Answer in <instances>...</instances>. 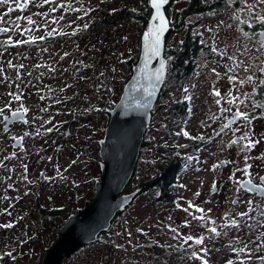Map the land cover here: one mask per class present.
<instances>
[{
  "label": "rangeland",
  "instance_id": "rangeland-1",
  "mask_svg": "<svg viewBox=\"0 0 264 264\" xmlns=\"http://www.w3.org/2000/svg\"><path fill=\"white\" fill-rule=\"evenodd\" d=\"M17 2L19 0H10L9 5H0V15L7 13L8 7L15 6ZM147 2L148 0H55L52 4L37 6L41 0H35L29 12L18 10L22 19L16 23L20 24L21 29L29 27L23 18L32 15L37 24L43 25L45 21H49L46 29L41 27L40 30H35L34 25L30 26L38 36L46 35V31L52 29L65 33H71L75 29L76 35H54V38L49 37L34 47L4 48L0 55L4 73L9 78L0 83V107L5 105L6 91L9 88H17L18 83L28 87L29 111L36 110L35 114L30 113V118L36 120L39 126V135L36 134L37 131L29 130L31 135L16 152V160L7 163V159L0 158V178L3 174L8 175V180L0 183V225H13L11 228L0 227V264H43L48 250L60 237L58 229L93 197L95 183L102 175L99 141L105 137V129L110 120V112L106 108L111 109L118 102L140 56L141 37L150 25L145 19L148 14ZM207 2L218 5L184 19L183 8L188 5L189 0H173L170 6L168 15L172 25L167 33V44L165 38V47L170 50L178 47L184 42L187 33L199 36L204 47L196 56L193 72L185 78L172 73L170 67L173 55L170 50L164 55L166 78L153 109L151 124L144 135L134 176L124 192L131 193L142 188L154 176V171H158L155 175L158 177L166 161L172 158H182L181 167L176 169L178 179H181L178 181L184 183L181 188L184 192L182 198L193 203L197 197L195 194L205 185L204 182L210 185L207 183L211 178L207 168H213L214 165L211 153L217 154L215 159H238L241 169L246 163L251 164L254 167L250 168L251 171L254 170L252 176L258 174L261 161L264 165V159H256L264 153L260 119H252L250 127L246 126L247 122L243 119L234 123L231 119L229 123L234 124L235 130L224 128L221 131L225 119L228 115L232 116L237 108L247 112L250 117L257 112V100H253L252 93L255 94V88L260 84L264 73L258 70L244 72L242 68L229 72L233 60L228 57L235 56L246 64L255 65L257 69L264 64V39L261 37V33H264V21L255 18L256 15L264 16V6H256L255 12H252L246 9L243 0ZM254 3L255 0H248L249 5ZM60 4L65 7H59ZM52 7L57 10L50 12ZM66 8L69 10H65ZM87 9L93 11H88L85 15ZM113 9L116 11L113 12ZM124 9H135L133 16L122 18ZM37 11L48 13V16L36 15ZM18 12L5 15V21L15 20L13 16ZM141 14L145 15L144 20L140 17ZM60 16L64 19L57 23L50 22L52 18ZM84 23H88L89 27L81 30ZM8 35L13 40L24 39L25 36H21L19 30H13L2 35L1 41ZM23 52L27 53L29 59L23 58ZM65 53L69 55L64 56ZM9 60L13 64L24 65L20 68V72L26 75L24 79L17 80L19 70L9 68ZM213 69L216 70L215 73ZM216 73L220 74L219 79ZM229 75H236L238 79H246L251 75L253 80L252 83L239 84L238 81H229ZM0 80H3V76H0ZM76 86L77 96L69 97L70 89L74 90ZM213 88L219 89L221 97L213 95ZM229 92L232 95H228ZM42 96L44 99L40 98ZM233 97H236L235 103H229ZM185 99L189 100V115L178 111ZM217 99H220L219 105L215 102ZM57 100L60 102L57 103ZM222 108L231 111L222 112ZM212 115L217 118L213 125L219 135L213 140V144L199 152V148L195 150L192 144L195 139L191 137L207 136V130L212 128ZM33 126L34 124L30 128ZM47 128H53V131L47 132ZM183 131H188L189 137H185ZM245 132H250L252 140L260 141L250 151L242 147L247 141L231 143L235 134L241 136ZM200 139L202 138L196 140ZM0 144H6L3 125L0 126ZM245 156L250 159L245 161ZM202 165L206 169L194 168ZM242 175H245L243 171L235 172L237 178ZM25 176L27 179H24ZM45 176L52 179H45ZM150 187L143 189L144 192L135 196L136 199L123 213L119 212L114 217L108 230L98 235L92 243L82 245L65 257L63 264H166L163 250L174 248L173 242L177 238L167 231V204L157 201L160 191L157 187ZM192 188L193 194L190 196L189 190ZM238 197L240 200L248 199L247 195ZM209 208L207 205L205 212ZM191 210L194 208L189 209V212ZM191 216L189 215V219ZM211 216L212 213H206L205 220L201 222L205 226L199 229L200 235L212 227L208 225V218ZM178 223L181 224L180 219ZM189 224L187 235L197 236L198 228L192 229L194 225L191 222ZM241 229L246 233L252 232L244 226ZM236 233L237 229L233 228L227 236ZM245 242L250 244L251 240L239 239L231 244L238 249ZM155 243L160 261L151 259ZM259 243L258 240L254 241L249 247L252 251H245L244 254L250 255L251 259L236 252L230 256L225 247L230 244L225 242V238L219 244L212 240L207 245L210 251L218 246L219 252L211 258L215 261L223 260V264L230 257L234 264H240L241 260L244 264H264V260L258 259L264 257V248L255 253V245ZM200 248V245L195 244L188 249L186 264H201L199 259L191 256L193 251L199 253ZM9 251L16 257L14 261L4 255Z\"/></svg>",
  "mask_w": 264,
  "mask_h": 264
},
{
  "label": "flooded vegetation",
  "instance_id": "flooded-vegetation-1",
  "mask_svg": "<svg viewBox=\"0 0 264 264\" xmlns=\"http://www.w3.org/2000/svg\"><path fill=\"white\" fill-rule=\"evenodd\" d=\"M37 1H39V0H37ZM10 6L15 8V6H13V5H10ZM30 8H31V4H29L28 7L26 9H24L23 11L29 12ZM15 11L18 12V10H15ZM37 13H39V11H37ZM24 15H25V13L22 14V16H24ZM20 16L21 15L18 12V14L13 16V18L20 17ZM8 20L9 19H7L6 21H8ZM0 26L11 27V25H9V24H6V25L4 24V25H0ZM2 35H4V34H0V37ZM31 35L39 37L37 34H35L33 32L31 33ZM55 36L50 37V38H54ZM27 38H28V34H25L24 39H27ZM0 41H1V39H0ZM39 42H42V41L38 40L34 44H21L19 46L34 47ZM15 47H17V46H15ZM7 48H9V47H7ZM10 48H14V47H10ZM3 49H4L3 47H0V53H2ZM23 58L29 59L26 52H23ZM18 70H19V72L21 71V69H18ZM68 71L71 72V70H68ZM19 75H20V79H24V77H26V75L22 74V72H20ZM261 80H264V75L261 77ZM18 85H20V84L18 83ZM9 92H16L17 94L22 93V103L25 107L28 108V112L24 113L23 116H24V120H27L28 123H24V121L20 120V119L11 118V110L6 109L5 112H6V114H8L10 116V119H9V121H7L8 130L5 131V129H4V123L5 122L2 120V118H0V126L3 125L4 135H6V144H2V145L0 144V158L9 157L7 159V163H9L10 161L12 162V161L17 159L16 152L18 150H20L25 145L27 138H29V136L31 135L29 130L30 131L35 130V131H37L36 134L39 135V126H38L37 121L30 118V113L35 114L36 110L29 111L28 87H23L22 85H20L19 88H14V87L9 88L6 91L5 104L8 103V101L11 99V97L7 95V93H9ZM58 92H59V89H58L57 93ZM73 95H75V97L77 96V86L75 87L74 90L72 88L70 89L69 97H73ZM252 95H253V100H255V99L257 100L256 103H257L258 108H257V112L254 113L255 116H251V117H256V119H260V121H261V135L264 139V85L258 84L255 88V94L253 92ZM20 103H21L20 101H13L12 102V110H15L16 108H18L20 106ZM187 103H189V100L185 99L183 104L187 105ZM109 110H110L109 108H106L107 112H109ZM152 113H153V110H152ZM212 117H214V116L212 115ZM217 117H218V115H217ZM215 119H217V118L215 117ZM215 119L212 118V128L207 130L208 131L207 136L205 138L198 140L201 144V146L199 147V152L204 147L213 144L216 137H217L218 131L214 127L215 125H213V121ZM231 119H232V116L228 115V117L225 119L224 124H228ZM232 123H234V122H232ZM232 123H229L228 128H232V130H235V128L233 126L234 124H232ZM32 124H34V126L31 129L30 126ZM202 124H203V122H202ZM209 126H211V122H210ZM105 131H106V129H105ZM26 133H27V135H25ZM67 133H69V131H67ZM13 137H15L16 139H14ZM20 137H23V139H19ZM238 137H240V136H237L235 134L233 138L237 139ZM101 140L102 139H100V141ZM100 141H99V144H100ZM143 142H144V140H143ZM243 144H245V143H243ZM142 145H143V143H142ZM141 149H142V146H141ZM12 153H15L16 155L12 156L11 155ZM210 155H211L210 158H212L214 165H219V166L216 167L217 169H213L211 167L207 168V170H208L207 172L210 173V176H211L210 182L208 181L207 183L208 184L210 183V185L208 186L204 182L205 185H203V187L198 191L199 196L196 197V199L194 201L195 203H193L194 205L198 206L199 208L204 209V213L196 212L195 209L191 210L192 211L191 213H192V216L193 215L194 216L204 215L205 218H206V213L207 214L212 213V216L209 217L210 220L208 222V225H212V227L213 226L217 227V230L220 233H221V227H223V232L221 233V235L216 236L215 238H206L204 241V244L200 245V246L201 247L206 246L208 248L209 247L207 245L208 242H211L212 240H214V241H216L217 244H219V242L223 241L225 238V242L230 244V245H226L225 247H226L227 252H229V254L231 256L234 254V252L231 251V248H233L231 243H233V242L235 243L239 239H240V241L250 239L251 240L250 244L248 242H245V244L248 245V249L254 241L258 240L260 243L255 245V253L260 252L264 248V235H262V234H264V194H261V190L249 191V188H251V186L247 185L246 183L244 184V186H240L239 184H237V181H245L246 182L250 178L246 175L239 176L238 178L235 175L233 176V173H235L236 169L239 168L238 159H235V160H231L229 158L215 159L214 157L217 156V154L215 152L211 153ZM139 159H140V157L138 158V161H139ZM256 159H257V161H260V159H258V158H256ZM218 160H220V163L217 164ZM138 161H137V164H138ZM225 161H228V163H224ZM234 162L236 163V165H234ZM137 164H136V166H137ZM180 167H181V165H180ZM201 167H202V169H206L205 166H203V165L202 166H195L194 168L200 169ZM253 168L254 167H252V169ZM5 169H7V168H5ZM239 169H241V168H239ZM157 172L158 171H154V176L149 181L151 183L150 188L153 189V188L157 187V189H159L160 194H159V196H157L156 200L159 202H164L165 204H167V207H168L169 227L167 228V231L170 235H171V233H173L177 238V240L173 242L174 248H171L170 250H167V249L163 250L165 255H166V264H186L187 258H188V249L192 248L195 245V243H194V240L188 241L187 243H185L183 240V237L188 236L187 233L189 231V226H190L189 223L190 222L194 225L192 229H195L196 227L198 228V235L193 236V237H199L200 236L199 229L202 228L203 226H205L201 223L204 220L203 221L196 220V219H193L192 216H191V219H189V213H186L183 210L185 208H188L187 202L189 200L182 198V195H184V192L181 191V188L184 187L183 186L184 183H181V181H178V180H181V179H178L179 178L178 173H175L173 181H170V183H168V185L165 186V181L164 182L162 181V184H157V181H156L157 177H155ZM249 172L252 175L254 174V170L251 171L249 169ZM257 173L258 174L256 176H251L253 183H258L259 177L264 176V165L262 164V161H261V168H260V170L257 171ZM230 177H232V178L230 179ZM2 180L7 181L8 175L3 174L2 177L0 178V183L2 182ZM214 182H215V187L213 186ZM181 186H183V187H181ZM141 187H143V185ZM238 188H239V190H237ZM193 189L194 188L189 190L190 196L193 194ZM136 190H139V193L137 194L138 196H140L144 192L143 188H137ZM124 193L127 194L130 192H124ZM239 195H247L248 199H246V200L241 199L240 200L238 197ZM187 197H189V196H187ZM135 199L136 198H134L133 201ZM234 200L238 201V203H235V204L232 203V201H234ZM249 200L253 201V203L251 205H249L247 203ZM242 202H244V204H242ZM178 204L180 205V207H177ZM207 205L210 206V208H209V209H211L210 212H208V211L205 212V207ZM124 210L125 209L120 210L119 212L123 213ZM119 212H117V214ZM245 212L248 214L247 216H240L239 215L240 213H245ZM182 213H185V214L181 215ZM178 219H180V223H181L180 225L178 223ZM232 219H236L237 221H239V224H240L239 228L224 227V225L229 224L230 220H232ZM186 220L189 221V223L187 225L185 224ZM111 224H112V222H111ZM242 226H244L245 229L251 230L252 232H250V233L244 232L241 229ZM110 227H111V225H110ZM153 228H155V227L153 226ZM153 228H151V231ZM233 228L237 229V233L235 235H233L234 237L231 235L227 236L228 233ZM155 229L153 230L154 232L156 231ZM173 229H175V231H173ZM208 229L203 231L202 235H204L205 237L206 236L210 237L212 235L208 231ZM103 233H104V231L101 232L100 234H103ZM224 233H226V235ZM244 245H242V246L244 247ZM258 245H259V247H258ZM239 246H241V245H239ZM217 247H216V249H213V251H209V254L206 256V259H208V258L210 259V260L208 259L209 264H221L223 262V260L215 261L214 259L211 258V257H213V254H216L217 252H219ZM154 249H155V251L153 252V256L151 257V259L153 261H160L159 250H157L156 243L154 244ZM244 253L245 252H242L240 254H242L243 256L244 255L250 256V255L244 254ZM199 254L202 256L204 255V253H200V252H199ZM231 258L232 257H230V259ZM259 263L260 262H258V264ZM224 264H226V262H224Z\"/></svg>",
  "mask_w": 264,
  "mask_h": 264
},
{
  "label": "water",
  "instance_id": "water-1",
  "mask_svg": "<svg viewBox=\"0 0 264 264\" xmlns=\"http://www.w3.org/2000/svg\"><path fill=\"white\" fill-rule=\"evenodd\" d=\"M161 11L167 19L164 6ZM169 26L168 21L161 35L158 56L146 46L143 34L147 30L143 32L140 56L132 75L118 102L109 110L110 120L105 137L100 141L102 175L95 183V193L84 208L78 209L58 229L60 237L48 250L43 264H63V259L77 248L95 241L101 232L109 229L117 212L125 209L139 193L135 190L126 194L124 189L136 170L144 135L151 124L152 110L166 78L164 50ZM261 37L264 39V35ZM161 62L165 67L162 77L157 80L156 70Z\"/></svg>",
  "mask_w": 264,
  "mask_h": 264
},
{
  "label": "snow or ice",
  "instance_id": "snow-or-ice-1",
  "mask_svg": "<svg viewBox=\"0 0 264 264\" xmlns=\"http://www.w3.org/2000/svg\"><path fill=\"white\" fill-rule=\"evenodd\" d=\"M55 0H41V3L37 6H43L44 4H52L54 3ZM149 4L151 5V8L154 9V12L152 14L151 20L152 22L150 23L147 31L144 32L143 34V40L146 44L147 47L151 48L152 52H154L155 55H159V48H160V41H161V35L163 34V32L166 30L167 25H168V21L164 15V13L161 11L162 7L166 4L169 3V0H148ZM246 9H250L252 12H255L256 10V6H264V0H255V3L252 5L248 4V0H243ZM10 4V0H0V5H9ZM29 4H35V0H19V2L15 3V8L9 6L7 9V13H5L4 15H0V25H4L5 23L11 25V27H5V26H0V34H8L10 32H12L13 30H19L21 36L28 34V38L27 39H17V40H13L11 35H8L6 39L0 41V47L5 48V50L7 49V47H15V46H19L21 44H34L36 43L38 40L39 41H43L49 37H53L54 35H76V30L74 29L71 33H65L63 31L57 32L56 29H52L51 31H46V35L43 36H39L36 37L34 35H31V33L33 32V28L30 26H35V30H40L41 27L43 28H47L48 27V23L49 21H45V23L43 25L41 24H37L36 21L33 19L32 15H29L27 17H24L23 19L26 20L27 25H29V27H24L21 29L20 24L16 23V21L21 20V17H16L15 20H8L5 21L4 16L10 14L11 12L15 11V10H24L28 7ZM59 7L64 8L65 6L63 4H60ZM57 9L56 7H52L49 9L50 12H55ZM65 10H69V9H65ZM72 11H79V9H71ZM88 11H93V9H87L85 10V15H87ZM113 12L116 11V9L112 10ZM133 11H135V9H133ZM36 15H41L44 17L48 16V13H37ZM80 17H78L79 19ZM255 18L257 20L260 21H264V16L262 15H256ZM64 19L63 16H60L59 18H52L51 19V23H57L58 20H62ZM158 21V23H157ZM73 23H75V21H73ZM79 27V26H78ZM89 24L88 23H84L82 25V29L81 30H86L88 29ZM245 35H248L247 33H245ZM261 35H264V33H261ZM125 39H127L125 37ZM214 51L216 49H213ZM44 51H47V49H44ZM246 54V53H245ZM0 55H2V53H0ZM69 55L68 53H65L64 56ZM64 57L62 56L61 59H63ZM228 59L233 60V66L231 68H229V72H235L239 69H243L244 72H249V71H255L258 70L260 73H264V64H261L258 69L255 65L253 64H246L243 60H238L235 56H231L228 57ZM7 65L9 68H15V69H20L23 68L24 65L23 64H13L11 60L7 61ZM36 67H39V65H37ZM164 62H161L160 64V68L156 70V79L159 80L162 75H163V71H164ZM53 71H55V69H52ZM214 73L216 72L215 69L212 70ZM0 76H3V80H0V83H3L4 81H7L9 78L7 77V75H5L4 73V68H3V63L0 62ZM217 78L219 79L220 74L216 73ZM20 79L19 76V72L17 74V80ZM228 80L229 81H238L239 84H245V83H252L253 77L251 75L247 76L246 79H238V77L236 75H229L228 76ZM260 84L264 85V80H260ZM17 88H19V85H16ZM61 91H63V89H61ZM185 92H187V89H185ZM8 96L11 97V99L8 101V103H6L3 107H0V118H2V120L5 122L4 123V129L5 131L8 130V125H7V121H9L10 116L8 114H6L5 110L9 109L11 110V118L14 119H20L23 120L24 123H28L27 120H24V113L28 112V108L25 107L22 103V93L17 94L16 92H9L7 93ZM149 95H151V93H149ZM213 95L216 97H221V92L219 91L218 88H213ZM228 95H232L230 92L228 93ZM41 99H44V97H40ZM190 99V97H189ZM13 101H20V106L18 108H16L15 110H12V102ZM236 101V97H233L232 100L229 101V103H235ZM57 103H59L60 101L57 100ZM216 104H220V99H217ZM42 111H47V109H42ZM221 111H231L230 109H225L222 108ZM213 119H215V117H213ZM238 119H243L245 122H247L246 126L251 125L252 119H255V117H250L249 114L247 112L241 111L239 108H237V110L235 112H233L232 114V121L235 122ZM50 121H46V123H49ZM229 124H224L221 128V131L224 130V128H228ZM47 132H51L53 131V128H47L46 129ZM237 131H239V129H237ZM27 135V133L25 134ZM183 135L185 137H189V132L188 131H183ZM217 135H219V133H217ZM14 139H16L15 137H13ZM193 139H198V138H203V137H191ZM19 139H23V137H20ZM210 139V138H209ZM241 141H247V143L243 144V149L250 151L251 148H254L256 146V144L260 143L259 140H252L250 138V132H245L243 135H241L240 137H238L237 139L232 140V144H236L238 142ZM180 147H184V146H180ZM12 156H15V153L11 154ZM9 157H5V159H8ZM49 159H51V157H49ZM191 159V158H189ZM250 157L249 156H245V161L249 160ZM258 159H264V153L261 154L260 157H258ZM73 164L75 163V161L72 162ZM224 163H228V161H225ZM219 165H213V169H215L216 167H218ZM25 171L27 170V166L25 165ZM252 167L251 164H245L243 169H236V171H243L244 174L248 177H250L246 182L245 181H237V184H239L240 186H244V184L246 183L247 185H250L251 188H249V191H253V190H261V194H264V176L259 177V182L258 183H253V180L251 179L252 174L248 171L250 168ZM41 175H44L43 173ZM235 175V173H233V176ZM232 177H230L231 179ZM24 179H27V177L25 176ZM45 179H52L49 177L45 176ZM215 187V182L214 185ZM183 187V186H181ZM239 190V188L237 189ZM27 194V193H25ZM196 196H199V192H197L195 194ZM5 199H7V197H5ZM188 208L183 209L186 213H189V215H192L191 212H189V209H195L196 212L199 213H204V209L199 208L198 206L194 205L192 201H188ZM232 203H238V201L234 200L232 201ZM249 205H251L253 203V201L249 200L247 202ZM177 207H180V205L178 204ZM5 212H7V209L4 210ZM211 209L208 210V212H210ZM10 214V213H9ZM240 216H247L248 214L245 213H240ZM193 219L196 220H205V216L204 215H200V216H192ZM210 220V218H208ZM189 223V221H185V224L187 225ZM214 223V222H213ZM13 225L11 223H7V224H3L0 225V227L2 228H11ZM240 224L239 221H237L236 219H232L230 220L229 224L224 225V227H236L239 228ZM138 231H143L142 229H138ZM173 231H175V229H173ZM208 231L212 234L210 237H205L204 235H200L199 237H193L191 235L188 236H184L183 240L185 243H187L188 241H192L194 240V243L196 245H203L204 241L206 238H215L216 236L221 235V233L217 230V227L213 226L210 227L208 229ZM226 235V233H224ZM129 235H131L129 233ZM264 235V234H262ZM117 247H122V245H117ZM259 247V245H258ZM252 251L251 249H248V245L245 244L244 247L241 248H231V251L233 252H237V253H242L245 251ZM209 249L207 247H201L200 248V252L204 253L203 256L199 255L198 252L193 251L191 253L192 258L195 259H199L201 261V264H209V260L206 259V256L209 253ZM4 255H6L7 257H10L13 261L16 259V257L13 255V253L11 251L6 252ZM248 259H251V257L249 256ZM258 259L260 260H264V257H258ZM226 264H234L232 259H229L226 261ZM240 264H244V262L241 260Z\"/></svg>",
  "mask_w": 264,
  "mask_h": 264
},
{
  "label": "trees",
  "instance_id": "trees-1",
  "mask_svg": "<svg viewBox=\"0 0 264 264\" xmlns=\"http://www.w3.org/2000/svg\"><path fill=\"white\" fill-rule=\"evenodd\" d=\"M172 3L173 0H169V3L164 5V11L170 23L169 30L171 28L172 23H171V17L168 15V13ZM146 5H147L146 10H148L147 12L148 14L145 17V19H147V22L150 23L149 20H151L154 9L151 8L149 2H147ZM217 5L218 4L207 2V0H189L188 5L185 8H183L182 18L184 19L185 17L194 13H201L208 11L212 7L215 8ZM133 14L134 12L132 10L124 9L121 15L122 18L126 16L128 18V17H132ZM143 14H141L140 17L144 20L143 17L145 15ZM168 36L169 35L167 34L166 44H167ZM203 47L204 45L199 40V36H192L190 33H187L184 42H182L178 47H175L174 49L171 50L168 47H165L164 55L166 53H169V50L173 55L172 63H171L172 65L170 67L172 73L180 78H185L191 75L195 67L196 56L198 55L200 49ZM178 111L181 112V114L189 115L190 109L188 103L187 105L182 104L181 106H179ZM192 144L194 145L195 150L201 146L200 142L196 139L192 141ZM181 162H182V158H172L170 161H166L165 165L162 168L161 174L156 178L157 184H162V181L163 182L167 181L168 183H170V181H173L176 173V169L180 167ZM150 184H151L150 182H146L145 184H143L142 188L145 189L146 187H149ZM167 185L168 184H166L165 186Z\"/></svg>",
  "mask_w": 264,
  "mask_h": 264
},
{
  "label": "bare ground",
  "instance_id": "bare-ground-1",
  "mask_svg": "<svg viewBox=\"0 0 264 264\" xmlns=\"http://www.w3.org/2000/svg\"><path fill=\"white\" fill-rule=\"evenodd\" d=\"M92 243V242H91Z\"/></svg>",
  "mask_w": 264,
  "mask_h": 264
}]
</instances>
